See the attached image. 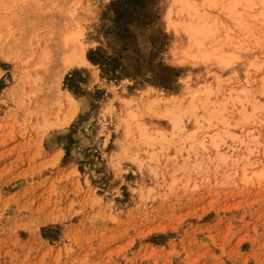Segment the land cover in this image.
<instances>
[{"label":"rangeland","instance_id":"rangeland-1","mask_svg":"<svg viewBox=\"0 0 264 264\" xmlns=\"http://www.w3.org/2000/svg\"><path fill=\"white\" fill-rule=\"evenodd\" d=\"M169 2L0 0V264H264V1Z\"/></svg>","mask_w":264,"mask_h":264},{"label":"bare ground","instance_id":"bare-ground-1","mask_svg":"<svg viewBox=\"0 0 264 264\" xmlns=\"http://www.w3.org/2000/svg\"><path fill=\"white\" fill-rule=\"evenodd\" d=\"M170 2V7H169V9H168V14L170 13V10H172V9H174L178 14H180V15H185V14H188L189 13V10H188V7H189V1L190 0H169ZM261 1H264V0H261ZM230 6H232V5H230ZM264 8V7H263ZM171 21V20H170ZM173 21V20H172ZM187 31H188V33L195 39V43L196 44H199V42H200V40H202L203 38H205V37H207L209 34H211L212 33V28L210 27V25L208 24V23H206V22H204V23H195V24H190L188 27H187ZM71 32V31H70ZM76 32V31H75ZM79 32V31H78ZM81 32V31H80ZM72 34H74V31L73 32H71ZM66 35V37L68 36H71V37H69V39H73V40H75L76 38H77V36L78 35H80L79 33H78V35L76 34V35ZM65 36L63 37L64 39L63 40H65V39H67ZM62 38V37H61ZM62 40V41H63ZM61 41V42H62ZM64 42V41H63ZM63 42H62V44H63ZM62 44H61V46H62ZM72 45V44H71ZM75 46V45H74ZM80 46V43L78 44V47ZM81 47V46H80ZM71 49V48H70ZM83 49V48H82ZM78 50V52L76 51V49L73 51V49H72V53L68 56V57H64L65 59H66V64H62V67L63 68H67L72 62H73V59H74V57H78V58H80L83 62H86V59H85V57L83 56V50ZM68 53V51H66V54ZM44 56V55H43ZM63 60V59H62ZM80 63V62H79ZM73 65V64H72ZM65 66V67H64ZM66 98H68V99H72L71 98V96L69 95V94H66ZM159 100V99H158ZM69 101V100H68ZM152 102V101H151ZM155 102V101H154ZM156 103V102H155ZM148 104V103H147ZM151 104H153V102L151 103ZM151 104H149V105H147V106H149V108H150V106H151ZM154 105V104H153ZM146 106V107H147ZM149 108L147 107L146 109L149 111ZM166 108V107H165ZM168 109V108H167ZM150 110H152V109H150ZM169 110V109H168ZM167 110V111H168ZM153 111V110H152ZM151 112V111H150ZM149 112V113H150ZM144 126V125H143ZM142 126V127H143ZM142 127H141V130H142ZM144 128H146V127H143V131H145V132H147L148 133V131H146V129L144 130ZM142 131V132H143ZM144 133V132H143ZM147 133H144L145 135L147 134ZM149 134V133H148ZM147 134V136H149Z\"/></svg>","mask_w":264,"mask_h":264}]
</instances>
